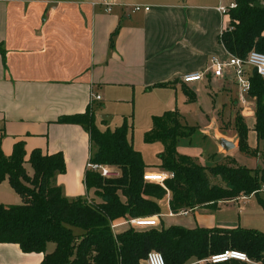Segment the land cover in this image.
I'll return each instance as SVG.
<instances>
[{
	"label": "crops",
	"instance_id": "1",
	"mask_svg": "<svg viewBox=\"0 0 264 264\" xmlns=\"http://www.w3.org/2000/svg\"><path fill=\"white\" fill-rule=\"evenodd\" d=\"M96 1L0 0L3 155L9 157L18 142L23 143L26 161L34 150L46 155L62 153L65 171L55 176L54 185L69 199L93 200L94 191L84 184L90 157L88 134L81 126L59 123L58 119L82 114L88 108L97 119L103 103L125 101L132 104L134 117L139 109L152 119L177 111L183 124L198 127L208 147L178 150L202 165L211 163V155L219 153L233 157L241 166L264 169V147L255 132V99L242 92L230 71L216 78L208 70L213 57L229 56L220 42L229 17L218 9L229 7L234 0H108L112 4L109 13L94 5ZM132 5L150 10L128 14ZM192 74H203V78L183 82L184 76ZM187 92L195 96L193 102ZM94 96L100 100H93ZM238 117L248 128V143L257 151L255 157L239 150ZM98 126L111 129L104 121ZM218 135L234 142L235 150L224 151L216 141ZM160 165L155 169L146 165V181L157 183L153 173ZM25 168L30 173L28 164ZM169 175H159V183ZM251 196L219 203L216 210L199 208L182 215L170 209L168 194L158 202L160 214L134 222L115 220L111 229L115 235L129 228L145 231L173 226L190 230L244 228L264 233L259 214L250 224L214 218L222 207L237 206ZM0 203L21 204L7 181L0 183ZM53 249L49 244L46 252ZM43 258V253H23L17 244L0 243V264H40ZM141 264L148 263L144 260Z\"/></svg>",
	"mask_w": 264,
	"mask_h": 264
},
{
	"label": "trees",
	"instance_id": "2",
	"mask_svg": "<svg viewBox=\"0 0 264 264\" xmlns=\"http://www.w3.org/2000/svg\"><path fill=\"white\" fill-rule=\"evenodd\" d=\"M234 2L237 7L228 12L229 24L220 37L221 44L241 59L251 51L264 53V0ZM250 82L249 96L256 102L255 132L262 143L264 78L254 69ZM187 96L194 101L192 93ZM58 122L81 126L89 137V160L107 166L117 177L103 178L87 170L84 184L96 198L69 199L53 182L65 171L62 153L46 155L34 150L26 161L21 142L14 145L9 157L0 149V183L7 181L21 198L19 205L0 203V243L17 244L23 253H43L40 264H141L152 251L163 254L166 264H210L206 261L211 256L226 250L246 253L251 263L233 260L222 264H264V233L258 230L173 226L145 231L129 228L115 235L111 229L115 220L160 214L158 202L168 194L173 212L216 210L219 203L258 194L264 186V169L241 166L233 157L219 153L212 154L211 163L205 165L181 154L178 148L184 143L191 146L199 128L183 124L177 111H168L153 118V127L145 135L146 142L165 144L159 167L170 174L162 183H151L144 179L148 166L133 148L126 120L114 129H101L88 108ZM235 127L240 152L257 156L249 146L244 120L238 117ZM218 159L224 163H217ZM212 179L218 183L213 184ZM50 243L54 249L47 253Z\"/></svg>",
	"mask_w": 264,
	"mask_h": 264
},
{
	"label": "rangeland",
	"instance_id": "3",
	"mask_svg": "<svg viewBox=\"0 0 264 264\" xmlns=\"http://www.w3.org/2000/svg\"><path fill=\"white\" fill-rule=\"evenodd\" d=\"M246 71L248 75H251L254 69L248 66L246 67ZM103 106L104 108H100L96 113L97 125L101 126V123L104 121L108 127L114 129L116 125H121L123 120H126L129 127L128 137L132 142L133 148L141 154L145 165H149L150 168L155 169L156 166L161 163L160 155L164 152L165 144L163 142L145 141L146 133L150 132L152 129L153 119L151 117H146V115L141 112V109L138 110V113L134 117V108H132V104H127L125 101L117 104L103 103ZM224 124H227V122L225 121L222 123V126ZM200 137V135L194 137L195 140L191 146L188 144V146L181 145L180 147H208L205 145V140ZM261 147H264V142L261 143ZM218 162L224 163L223 159H218L217 163ZM162 173L165 172L161 168L153 173V176L157 178L156 182L158 184L160 182V177L158 176L162 175ZM211 182L213 184L218 183L216 179H212ZM258 214V218L264 220V189L259 191L258 196L252 195L246 202H240L237 206L222 207L214 214V218H216L218 222L241 221L242 224H250L249 222ZM50 245L54 247L52 243H50Z\"/></svg>",
	"mask_w": 264,
	"mask_h": 264
},
{
	"label": "built area",
	"instance_id": "4",
	"mask_svg": "<svg viewBox=\"0 0 264 264\" xmlns=\"http://www.w3.org/2000/svg\"><path fill=\"white\" fill-rule=\"evenodd\" d=\"M94 5H100L104 8V11L109 13L112 10V4L108 0H98L93 3ZM237 4L235 2L231 3L229 7H219V12L223 15L228 16V12L231 9H235ZM149 7H142L140 5H132L128 7V14L137 13L140 11L148 12ZM252 67L257 71V73L264 78V53L251 51L246 59H241L237 56L229 54L226 59H221L219 57H213L209 62L208 70L211 71L212 75L216 78H221L225 76L227 71L232 73L231 79L241 87V90L244 94H248L251 88L250 75L246 71V67ZM203 74H192L186 75L183 77V82L193 83L201 81ZM242 102L245 100L243 97ZM93 100H100L99 96L92 97ZM86 169L98 173L103 178H113L117 177V174L111 171L105 165L97 164L88 159L86 164ZM145 179V178H144ZM164 182V181H163ZM162 183V182H161ZM264 189V186L263 188ZM182 215H188L189 210H182L179 212ZM137 221V219H135ZM135 221V222H136ZM130 222H134L132 219ZM113 227V225H112ZM240 261L244 263H251L249 256L241 251L237 250H226L222 253L211 256L206 262L210 264H222L230 261ZM148 264H166L163 254L158 251H152L148 254V257L145 259Z\"/></svg>",
	"mask_w": 264,
	"mask_h": 264
},
{
	"label": "water",
	"instance_id": "5",
	"mask_svg": "<svg viewBox=\"0 0 264 264\" xmlns=\"http://www.w3.org/2000/svg\"><path fill=\"white\" fill-rule=\"evenodd\" d=\"M216 141L220 145V147H222V149L226 152H231L235 150V148L237 147V145L234 142L229 141L220 135L216 137Z\"/></svg>",
	"mask_w": 264,
	"mask_h": 264
}]
</instances>
